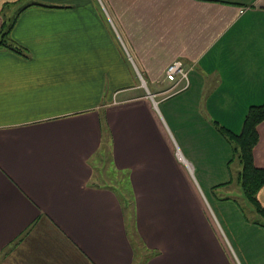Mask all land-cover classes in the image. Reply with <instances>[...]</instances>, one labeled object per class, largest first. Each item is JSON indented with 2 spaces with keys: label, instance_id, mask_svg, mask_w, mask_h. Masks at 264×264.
I'll list each match as a JSON object with an SVG mask.
<instances>
[{
  "label": "crops",
  "instance_id": "obj_1",
  "mask_svg": "<svg viewBox=\"0 0 264 264\" xmlns=\"http://www.w3.org/2000/svg\"><path fill=\"white\" fill-rule=\"evenodd\" d=\"M4 40L0 264H264V226L222 236L206 202L219 128L264 104V0H0Z\"/></svg>",
  "mask_w": 264,
  "mask_h": 264
},
{
  "label": "rangeland",
  "instance_id": "obj_2",
  "mask_svg": "<svg viewBox=\"0 0 264 264\" xmlns=\"http://www.w3.org/2000/svg\"><path fill=\"white\" fill-rule=\"evenodd\" d=\"M188 69L190 74L191 68L188 67ZM189 83H190V79H189ZM166 86L168 87L167 89H165V91H167L171 87V84L168 83V85ZM165 91L161 92V94L163 95L162 97L164 96L168 97L173 94H177V92L165 93ZM232 164H233V168H232L233 178L232 180H230L231 182L230 187L226 188L225 186H222L216 189L215 196L218 199L217 201L218 203H214L211 199V195L207 193V197L211 201L210 204L206 200V202L208 203V209L210 210V213L215 223L217 224L222 236H259L255 233V231H253L254 229L251 230L245 226L247 224H250L251 226V223L253 224L255 221L264 223V220L259 214L256 213L254 208L250 205V203L242 193L241 185L239 183V173L241 171L240 168H242V166L239 162L238 157L234 159ZM203 175L204 178L215 183H223L224 181H226L224 179H227V174H223L222 171L221 173L219 172L215 173L213 176L212 175L209 176V174H205V173ZM193 178L196 181V178L194 176ZM128 202H130L129 204L131 205V201ZM237 203H239L244 210ZM130 211L131 208L126 210L127 219H128V215L131 214ZM255 225L256 224L254 223V225L252 226ZM128 229H130L131 231V221H129V219H128Z\"/></svg>",
  "mask_w": 264,
  "mask_h": 264
},
{
  "label": "trees",
  "instance_id": "obj_3",
  "mask_svg": "<svg viewBox=\"0 0 264 264\" xmlns=\"http://www.w3.org/2000/svg\"><path fill=\"white\" fill-rule=\"evenodd\" d=\"M11 28L12 27H8L6 29L4 37L9 36ZM5 41L6 40L0 42V47L5 44ZM8 46L15 51H20L19 48L13 47V45ZM263 122L264 104L252 106L250 108L245 119L243 131L240 134H236L225 127H220L219 131L230 143L233 150V158L229 163L230 166L236 157H238L242 166L239 173V183L241 185L242 193L256 213L264 220V207L258 198L260 190L264 187V169L258 168L254 159V151L260 140L259 126ZM230 183L231 182L228 184ZM239 206L241 207L240 204ZM255 223L264 226V223L262 222L255 221Z\"/></svg>",
  "mask_w": 264,
  "mask_h": 264
},
{
  "label": "built area",
  "instance_id": "obj_4",
  "mask_svg": "<svg viewBox=\"0 0 264 264\" xmlns=\"http://www.w3.org/2000/svg\"><path fill=\"white\" fill-rule=\"evenodd\" d=\"M165 81L171 84V87L165 91V93L171 92H181L186 90L189 83V69L187 64L181 60H178L171 64L165 73ZM142 83L146 86L145 81L142 78ZM154 98V96H152ZM169 97V96H168ZM178 157L182 159L181 155L178 153Z\"/></svg>",
  "mask_w": 264,
  "mask_h": 264
}]
</instances>
